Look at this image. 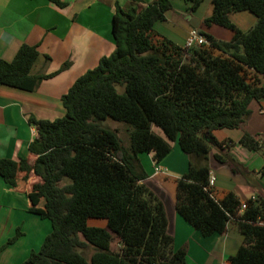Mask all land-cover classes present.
<instances>
[{"label":"trees","instance_id":"trees-1","mask_svg":"<svg viewBox=\"0 0 264 264\" xmlns=\"http://www.w3.org/2000/svg\"><path fill=\"white\" fill-rule=\"evenodd\" d=\"M182 1L194 12L204 0ZM170 10L172 0H152L139 11L115 2L113 52L61 96L64 116L28 118L37 134L28 145L33 165L22 158L0 159V177L8 186L18 187L19 174L22 182L30 173L41 180L30 197L42 209L30 212L51 226L39 250L22 264H192L185 249L173 248L163 204L143 183L147 175L138 159L152 154L158 163L174 143L188 157L187 172L176 180V214L204 238L224 234L235 222L243 241L226 264H264V200L241 202L232 192L216 198L208 165L211 156L241 172L212 133L238 129L250 114L249 104L264 101V0H211L202 26L224 29L230 39L199 31L208 45L188 51L154 30ZM243 13L255 19L245 31L231 20ZM40 58L50 61L36 45L22 44L10 61L0 59V88L33 92L41 80L70 65L66 61L53 73L32 74ZM107 119L125 126V144L103 125ZM238 144L264 156V147L247 133ZM92 219L105 227L89 226ZM20 235L18 229L0 252Z\"/></svg>","mask_w":264,"mask_h":264},{"label":"crops","instance_id":"crops-1","mask_svg":"<svg viewBox=\"0 0 264 264\" xmlns=\"http://www.w3.org/2000/svg\"><path fill=\"white\" fill-rule=\"evenodd\" d=\"M60 1L66 6L59 8L47 0H0L1 60L10 61L19 47L26 44L36 45L41 56L50 58L48 62L40 58L32 68V74H50L64 62H70L68 69L41 80L33 92L0 88V159L22 158L33 165L35 156L28 151V145L37 134L35 127L28 124V118L53 121L64 116L61 96L77 78L95 68L101 57L113 52L111 22L115 2L121 8L133 7L139 11L152 0H142V3L132 0ZM210 1L204 18L209 15ZM174 4L183 7L172 0V6ZM185 16L175 13L172 7L165 20L155 24L154 30L182 47L189 31L197 30ZM231 20L243 31L255 23V19L246 13L232 15ZM202 27L201 24L200 31L215 39H230V33L224 29ZM248 108L250 114L238 129L212 133L218 142L223 143V152L230 154L241 167V172L234 173L229 164L217 163L210 156L208 165L210 175L214 177L211 190L218 199L232 192L241 202L257 196L264 200V175L260 174L264 156L247 151L238 144L242 134L247 133L264 147V101H252ZM213 153L215 150L210 155ZM138 159L147 175L143 183L163 204L173 248L185 249L192 264H226L243 241L237 224L230 221L224 234L204 238L176 214V180L185 174L188 157L172 144L170 153L158 163L152 160V154H140ZM155 168L163 171L156 173ZM22 176L18 175L17 188L8 186L0 177V247L18 229L21 233L12 245L0 252V264H20L31 251L39 250L51 231L48 220L30 212L31 207L42 209L41 202L34 203L30 197L32 186L41 180L30 173L22 182ZM88 225L103 228L105 222L99 220Z\"/></svg>","mask_w":264,"mask_h":264},{"label":"rangeland","instance_id":"rangeland-1","mask_svg":"<svg viewBox=\"0 0 264 264\" xmlns=\"http://www.w3.org/2000/svg\"><path fill=\"white\" fill-rule=\"evenodd\" d=\"M174 1L176 3H181L183 5V7H181V6L178 7V6H176V4H174L172 6L173 7V11L175 13H177V14H180L181 13V14L186 15L185 16V19H187V20L190 21V23L193 26V29H197L198 31H200L201 24H202V23L200 24V20L204 18L206 12L208 11V3H209L208 0H205L203 2L202 6L199 9H197L196 11H194V12L188 11L187 10V6L188 5L185 4L182 0H174ZM245 75H247V77H251L252 76L250 73H245ZM103 125L106 126V127H108V128H110V129L116 130L117 133H118V136L121 138V140L125 144V142L127 141V133H126L125 126L123 124H120V123H117V122H114V121H111V120L107 119L106 121H104ZM154 131H158V130L157 129L156 130L154 129ZM158 133H159V131H158ZM173 145H177V144L174 143ZM186 172H187V169H186ZM180 177L181 176H179V178ZM98 221L99 220H93L92 219V220H89L88 223H96ZM112 247H113L114 250H116V245L115 244H113ZM90 254H91V250L87 251V253L85 254V256L88 258ZM28 256H27V258H28ZM26 259H24L20 264H22Z\"/></svg>","mask_w":264,"mask_h":264},{"label":"built area","instance_id":"built-area-1","mask_svg":"<svg viewBox=\"0 0 264 264\" xmlns=\"http://www.w3.org/2000/svg\"><path fill=\"white\" fill-rule=\"evenodd\" d=\"M208 41L206 40V38L204 36H202L199 31L197 30H191L189 31L185 41H184V44L182 46V48L185 50V51H188L189 49H193V48H198V47H201V46H207L208 45ZM160 171H163L161 170L160 168H155V172L156 173H159ZM214 183V177L210 175L209 177V187H211ZM246 208L245 204L242 203L241 204V207H240V210L243 211L244 209ZM225 264V263H223Z\"/></svg>","mask_w":264,"mask_h":264}]
</instances>
